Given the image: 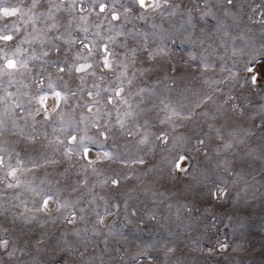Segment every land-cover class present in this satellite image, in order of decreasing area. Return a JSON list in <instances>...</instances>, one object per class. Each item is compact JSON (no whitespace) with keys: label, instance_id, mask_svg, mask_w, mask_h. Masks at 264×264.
<instances>
[{"label":"rangeland","instance_id":"1","mask_svg":"<svg viewBox=\"0 0 264 264\" xmlns=\"http://www.w3.org/2000/svg\"><path fill=\"white\" fill-rule=\"evenodd\" d=\"M8 5L0 264H264V0Z\"/></svg>","mask_w":264,"mask_h":264},{"label":"snow or ice","instance_id":"2","mask_svg":"<svg viewBox=\"0 0 264 264\" xmlns=\"http://www.w3.org/2000/svg\"><path fill=\"white\" fill-rule=\"evenodd\" d=\"M39 2V0H32V7L35 8L36 7V4ZM139 4L141 7L145 6V0H138ZM228 3H232V0H228ZM0 5H3V0H0ZM101 11H103V8H101ZM21 12V8L18 7V6H12V5H8V6H0V18H2L3 20L5 21H9L11 18L13 17H16L18 15V13ZM9 27L8 23H5L4 24V29L3 30H0V31H4V34L3 35H0V40L2 41H11L13 40V35H10L7 33V30ZM13 27H15V25H13ZM16 67V64L14 61L12 60H8L6 65H5V68L6 69H14ZM104 67L105 68H111L112 65L108 62V57L107 55H105L104 57ZM64 69H61V71H63ZM71 70V69H69ZM76 71L77 72H80V71H84V67H79V68H76ZM256 78L253 77V80H255ZM57 96H59V93H56ZM89 95H91V93H89ZM115 95L117 97L120 96V92H116ZM208 99H211L210 97ZM112 100L111 98L109 99V103H111ZM129 135H133L132 133H129ZM73 140H76L77 138L76 137H72ZM143 143V141H142ZM228 147H230V145H228ZM141 163H143V161L141 160L140 161ZM113 184H117L118 183V180H113L112 181ZM51 199V197H49L48 199H44L43 200V205L42 207L43 208H47L48 207V204H49V200ZM4 246L7 245V241H3L2 242ZM221 247H224V245L222 244Z\"/></svg>","mask_w":264,"mask_h":264}]
</instances>
